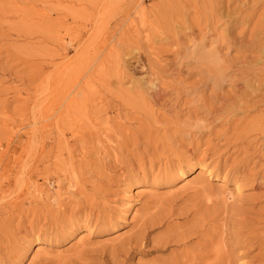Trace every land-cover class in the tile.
<instances>
[{"label": "rangeland", "instance_id": "374dc122", "mask_svg": "<svg viewBox=\"0 0 264 264\" xmlns=\"http://www.w3.org/2000/svg\"><path fill=\"white\" fill-rule=\"evenodd\" d=\"M0 264H264V0H0Z\"/></svg>", "mask_w": 264, "mask_h": 264}, {"label": "bare ground", "instance_id": "6f19581e", "mask_svg": "<svg viewBox=\"0 0 264 264\" xmlns=\"http://www.w3.org/2000/svg\"><path fill=\"white\" fill-rule=\"evenodd\" d=\"M139 5V4H138ZM140 9V8H139ZM216 56V55H215ZM215 60H216V58H214ZM212 72H214V71H212ZM219 74V73H218ZM215 78V77H214ZM218 79V78H217ZM202 169V168H201ZM61 188V187H60ZM238 188H239V186H238ZM34 189V188H33ZM35 190V189H34ZM240 191V190H239ZM34 192V191H33ZM53 197V196H52ZM55 201H56V199H55ZM81 239V238H80ZM82 244V243H81ZM42 249V248H41ZM37 250H39V249H37ZM222 251V250H221ZM219 252V251H218ZM41 254V253H40Z\"/></svg>", "mask_w": 264, "mask_h": 264}]
</instances>
